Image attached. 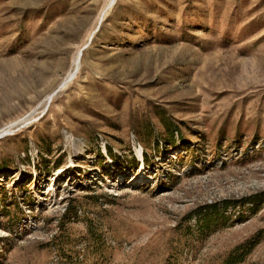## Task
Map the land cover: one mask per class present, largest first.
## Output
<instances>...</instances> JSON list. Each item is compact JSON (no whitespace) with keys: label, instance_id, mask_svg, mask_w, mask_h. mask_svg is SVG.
Masks as SVG:
<instances>
[{"label":"rangeland","instance_id":"rangeland-1","mask_svg":"<svg viewBox=\"0 0 264 264\" xmlns=\"http://www.w3.org/2000/svg\"><path fill=\"white\" fill-rule=\"evenodd\" d=\"M249 244L264 264V0H0V264Z\"/></svg>","mask_w":264,"mask_h":264},{"label":"trees","instance_id":"trees-1","mask_svg":"<svg viewBox=\"0 0 264 264\" xmlns=\"http://www.w3.org/2000/svg\"><path fill=\"white\" fill-rule=\"evenodd\" d=\"M220 216V212L217 210L211 208L210 206L208 207V211L203 214L200 224L202 229H207L210 231V226L212 224H215ZM254 244H249L247 246H243V251L241 253L236 252V255L231 256L226 260L225 264H236L237 262H240L244 259L245 255L248 254L250 249L253 247ZM241 249V250H242Z\"/></svg>","mask_w":264,"mask_h":264}]
</instances>
